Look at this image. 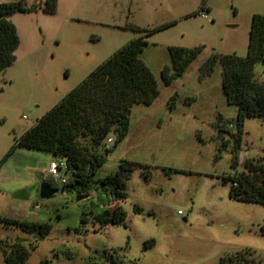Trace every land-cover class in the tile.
Returning a JSON list of instances; mask_svg holds the SVG:
<instances>
[{
  "label": "rangeland",
  "instance_id": "rangeland-1",
  "mask_svg": "<svg viewBox=\"0 0 264 264\" xmlns=\"http://www.w3.org/2000/svg\"><path fill=\"white\" fill-rule=\"evenodd\" d=\"M8 1L16 0H0ZM256 12L264 14V0H58L56 13H16V60L0 72V217L45 221L52 230L40 240L0 222V264H8L5 255L19 238L30 249L21 264H112L105 252L114 249L127 264H264V205L231 197V182L223 181L247 171L246 161L264 159V117H247L239 164L232 167L234 140L227 133L220 153L215 123L235 118L238 108L227 101L220 63L211 75H200L213 52L246 55ZM140 35L148 41L141 58L157 78L159 96L133 106L128 134L95 173L89 192L46 179L51 159L59 158L13 148L16 139ZM173 45L204 48L182 77L166 84L162 70L172 64ZM255 77L264 81V63ZM125 159L148 165L150 178L136 167L120 202L126 224L101 226L97 216L113 209L99 198L101 180ZM61 175L73 179L66 170ZM44 182L57 191L46 196ZM26 187L25 198L15 196Z\"/></svg>",
  "mask_w": 264,
  "mask_h": 264
},
{
  "label": "trees",
  "instance_id": "trees-1",
  "mask_svg": "<svg viewBox=\"0 0 264 264\" xmlns=\"http://www.w3.org/2000/svg\"><path fill=\"white\" fill-rule=\"evenodd\" d=\"M41 1L30 5L24 0L0 2V72L14 63L20 44L17 26L10 16L38 9L56 13L58 0ZM204 5L205 1L196 14L204 9ZM133 27L142 30L138 26ZM147 44L146 35H140L124 44L39 117L33 126L16 139L13 148L24 146L44 150L59 159H65L66 172L73 175L65 187L76 188L80 193L89 192L95 173L113 148L128 134L133 106L138 103L151 105L160 94L153 70L141 58ZM203 48L204 45L194 48L170 46L172 64L162 70L164 82L170 84L182 77ZM217 63L222 67V85L227 101L238 108L235 118L225 120L220 117L215 123L220 140L218 148L220 153L227 148L224 137L228 133L234 140L231 166L235 168L239 164L247 117H264V81L255 77L256 65L264 63L263 13L256 12L252 16L246 55L213 52L200 66L201 78L211 75ZM111 135H115L114 143L106 148L105 142ZM138 166L145 168V178L149 179L148 165L125 159L120 161L115 173L101 180L99 198L105 206L113 207L97 216L101 226L126 224L127 216L120 202L128 197L127 182ZM245 167L247 171L224 175L223 181L231 182V197L264 205V159L248 160ZM43 188L45 194L48 188L55 190L47 182H44ZM82 221L85 223V220ZM0 222L15 224L28 233H36L40 240L52 230V224L45 221L0 217ZM13 247V251L5 255L6 262L23 263L29 257L30 249L20 238ZM105 253V259L112 264H127L119 250ZM229 260H234V255ZM222 263L226 264V261L222 259Z\"/></svg>",
  "mask_w": 264,
  "mask_h": 264
},
{
  "label": "built area",
  "instance_id": "built-area-1",
  "mask_svg": "<svg viewBox=\"0 0 264 264\" xmlns=\"http://www.w3.org/2000/svg\"><path fill=\"white\" fill-rule=\"evenodd\" d=\"M203 17H207V14L203 13ZM113 139L114 138L110 136L107 141L112 142ZM61 170H67V163L65 159L61 158L58 160L51 161L49 164L48 171L46 172V179L48 177H51V179L55 182L61 181L62 183L66 184L67 179L63 175H61ZM179 213H182V211L179 210Z\"/></svg>",
  "mask_w": 264,
  "mask_h": 264
},
{
  "label": "water",
  "instance_id": "water-1",
  "mask_svg": "<svg viewBox=\"0 0 264 264\" xmlns=\"http://www.w3.org/2000/svg\"><path fill=\"white\" fill-rule=\"evenodd\" d=\"M31 190V188H28V187H26V188H24V189H22V190H19L16 194H15V196L16 197H20V198H25L26 196H27V194H29V191Z\"/></svg>",
  "mask_w": 264,
  "mask_h": 264
},
{
  "label": "crops",
  "instance_id": "crops-1",
  "mask_svg": "<svg viewBox=\"0 0 264 264\" xmlns=\"http://www.w3.org/2000/svg\"><path fill=\"white\" fill-rule=\"evenodd\" d=\"M15 15V14H14ZM14 15H12V16H10V19L14 22V20L12 19V17L14 16ZM16 26H17V24H16ZM17 29H18V33H19V35H20V32H19V28H18V26H17ZM21 37V36H20ZM17 51V50H16ZM257 66V65H256ZM51 154V153H50ZM54 159H51V161H53ZM50 161V162H51ZM49 168V167H48ZM48 170V169H47ZM52 187V186H51ZM57 191V189H55V190H50L49 188H48V190H47V194H45L46 196H51L53 193H55Z\"/></svg>",
  "mask_w": 264,
  "mask_h": 264
}]
</instances>
